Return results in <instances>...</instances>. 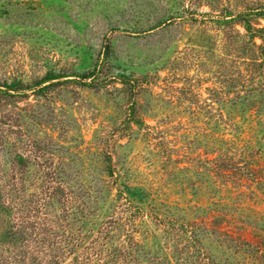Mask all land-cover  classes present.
<instances>
[{
	"label": "rangeland",
	"instance_id": "374dc122",
	"mask_svg": "<svg viewBox=\"0 0 264 264\" xmlns=\"http://www.w3.org/2000/svg\"><path fill=\"white\" fill-rule=\"evenodd\" d=\"M0 264H264V0H0Z\"/></svg>",
	"mask_w": 264,
	"mask_h": 264
}]
</instances>
